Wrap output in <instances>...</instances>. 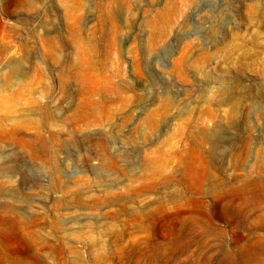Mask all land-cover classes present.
<instances>
[{
    "label": "rangeland",
    "instance_id": "obj_1",
    "mask_svg": "<svg viewBox=\"0 0 264 264\" xmlns=\"http://www.w3.org/2000/svg\"><path fill=\"white\" fill-rule=\"evenodd\" d=\"M0 264H264V0H0Z\"/></svg>",
    "mask_w": 264,
    "mask_h": 264
}]
</instances>
